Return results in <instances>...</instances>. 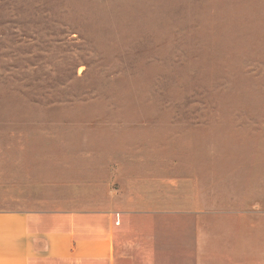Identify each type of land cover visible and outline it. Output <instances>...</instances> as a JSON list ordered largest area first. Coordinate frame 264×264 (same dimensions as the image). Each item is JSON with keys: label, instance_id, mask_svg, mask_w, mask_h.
<instances>
[{"label": "rangeland", "instance_id": "rangeland-1", "mask_svg": "<svg viewBox=\"0 0 264 264\" xmlns=\"http://www.w3.org/2000/svg\"><path fill=\"white\" fill-rule=\"evenodd\" d=\"M0 145L28 205H264V0H0Z\"/></svg>", "mask_w": 264, "mask_h": 264}, {"label": "crops", "instance_id": "crops-1", "mask_svg": "<svg viewBox=\"0 0 264 264\" xmlns=\"http://www.w3.org/2000/svg\"><path fill=\"white\" fill-rule=\"evenodd\" d=\"M0 150V264H264L262 204L205 206L195 191L186 208L140 205L113 174L89 200L28 205L25 146Z\"/></svg>", "mask_w": 264, "mask_h": 264}]
</instances>
